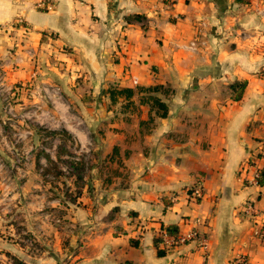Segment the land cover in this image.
Segmentation results:
<instances>
[{"label":"crops","instance_id":"0c3cea01","mask_svg":"<svg viewBox=\"0 0 264 264\" xmlns=\"http://www.w3.org/2000/svg\"><path fill=\"white\" fill-rule=\"evenodd\" d=\"M37 1L0 0V168L22 149L32 185L34 167L61 170L65 135L90 168L75 203L47 208L63 221L43 228L57 233L26 262L264 264V179L250 184L254 169L264 178V0H54L48 12ZM242 81L235 101L228 86ZM155 85L164 118L140 94L111 104L107 93ZM168 226L206 247L186 241L158 256ZM18 247L0 239L1 264Z\"/></svg>","mask_w":264,"mask_h":264},{"label":"rangeland","instance_id":"374dc122","mask_svg":"<svg viewBox=\"0 0 264 264\" xmlns=\"http://www.w3.org/2000/svg\"><path fill=\"white\" fill-rule=\"evenodd\" d=\"M163 92L164 91L160 90L158 94L163 95ZM66 144L71 147L70 154H72V157L79 158L83 164V175H88L90 161L87 157H89V155L73 151V141H67ZM51 146H53V141L50 143L49 155H52V153L54 154ZM21 150L17 152L16 161L14 160L12 167L0 168V239L9 240V238H12L20 245H23V247H18L19 256H12L10 259L12 264H33L26 262L25 254L38 253L42 248V245L39 246L40 243L38 240H41L43 237L47 239L49 235L54 237L57 233L54 231H47L46 234L43 228L48 224H53L55 226L61 225L60 222L63 221L62 215L57 212L47 213V208H51L64 200L62 198L64 193L62 182H65L67 186L70 184L69 188H71V190H74V187L72 185L73 179L71 180L69 178L68 169L64 164H59L61 170L64 172L63 177L56 179L52 170L44 177L40 176V174L44 172V169L49 168V166H46V162H44L42 167L38 168L39 174L34 167L32 175L30 176L34 183L32 185L29 183V185L25 186V177L21 173V170L24 171L26 169L23 164L25 162V155ZM9 153L14 158V152L9 151ZM65 160L71 159L66 158ZM31 169L30 167V170ZM11 171H15L17 174L14 176ZM24 189L27 190V192ZM21 192H23V195H21ZM10 224L13 226L10 227ZM27 225L33 227L31 233L27 232ZM68 234L69 233H64L63 236L66 237ZM63 239L66 238L63 237ZM44 248L47 249L46 247ZM0 250H2L1 253L4 255V249L0 248ZM51 250H53V247L49 250L52 254Z\"/></svg>","mask_w":264,"mask_h":264},{"label":"trees","instance_id":"16d2710c","mask_svg":"<svg viewBox=\"0 0 264 264\" xmlns=\"http://www.w3.org/2000/svg\"><path fill=\"white\" fill-rule=\"evenodd\" d=\"M246 86V82H235L231 85L228 86V89L234 92L233 99L235 101L240 100L244 89ZM164 91L162 86H149V87H142V88H137L135 91L133 89H128V88H123V89H110L107 93L110 99L111 104H115L116 101L119 98H123L124 100L127 101L128 104H131V99L134 95L140 94V99H139V105H148L150 108V111H154L155 115L158 117L164 118L167 115V106L166 104L158 97L156 94L159 91ZM165 92V91H164ZM149 121H152V118L149 119ZM69 136L65 135L62 142L61 146L59 148L58 156L60 155H66L67 158L71 159L72 154L69 153V151L66 149V143L69 140ZM64 164L66 165L68 169V176L69 177H74V190L73 194L75 195L74 198L72 197V192H69L68 188H64V198L67 201H70L71 203H75V197L80 193V183L82 181V175L84 172V166L80 161H73V160H64ZM53 171L55 178L59 179L64 176V173L62 170L58 168V166L55 163H50L49 168L44 169V172L41 174L42 177H44L46 174L49 173V171ZM263 173L261 172V178L259 180V184L261 185L263 183ZM63 187L65 186V183L62 182ZM166 232L170 234L171 236L178 238L177 234V228L175 226H168L166 229ZM162 240L160 238H156L154 240V246L157 249V255L158 256H163L166 254V249L162 246ZM123 264H131L129 262L123 263Z\"/></svg>","mask_w":264,"mask_h":264},{"label":"built area","instance_id":"2783aa9c","mask_svg":"<svg viewBox=\"0 0 264 264\" xmlns=\"http://www.w3.org/2000/svg\"><path fill=\"white\" fill-rule=\"evenodd\" d=\"M34 7L38 10H42V11H51L54 7V0H38L35 4ZM16 25L21 24L20 22H16ZM1 91V90H0ZM259 154L262 155L264 154V144L260 145L259 148ZM71 160L77 162L79 161L78 158L76 157H72ZM250 165V164H249ZM248 167V163L244 165L243 168ZM242 168V170H243ZM261 178V171L258 169H254L253 171V176L252 179L250 181V184L253 186H260L259 184V180ZM201 189L197 186L193 187L190 195L192 198L194 199H200L201 198ZM247 212H253V207L251 205H247ZM257 235L262 236L264 235V230L260 229L257 231ZM158 238H160L162 240V246L166 249V250H171L174 247H177L178 245L183 244L186 241H195L197 243V245L204 249L206 247V238L204 236H198V234H195L194 232H189L186 238H181L180 236H178V238H175L173 236H171L170 234H168L166 232V230L160 229L158 231ZM233 264H248L247 260L245 257L243 256H239L238 258H236V260L233 262Z\"/></svg>","mask_w":264,"mask_h":264}]
</instances>
